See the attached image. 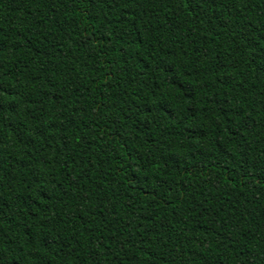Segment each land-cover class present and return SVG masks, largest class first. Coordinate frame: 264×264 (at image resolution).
<instances>
[{
  "label": "trees",
  "instance_id": "16d2710c",
  "mask_svg": "<svg viewBox=\"0 0 264 264\" xmlns=\"http://www.w3.org/2000/svg\"><path fill=\"white\" fill-rule=\"evenodd\" d=\"M0 264H264V0H0Z\"/></svg>",
  "mask_w": 264,
  "mask_h": 264
}]
</instances>
